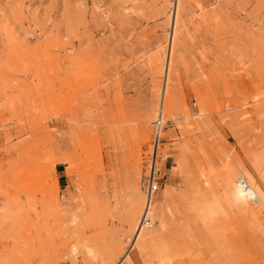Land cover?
Returning a JSON list of instances; mask_svg holds the SVG:
<instances>
[{"label":"rangeland","instance_id":"rangeland-1","mask_svg":"<svg viewBox=\"0 0 264 264\" xmlns=\"http://www.w3.org/2000/svg\"><path fill=\"white\" fill-rule=\"evenodd\" d=\"M0 264H264V0H0Z\"/></svg>","mask_w":264,"mask_h":264},{"label":"built area","instance_id":"built-area-1","mask_svg":"<svg viewBox=\"0 0 264 264\" xmlns=\"http://www.w3.org/2000/svg\"><path fill=\"white\" fill-rule=\"evenodd\" d=\"M163 142L161 138V131L156 126V130L154 133V137L152 140V149L146 155V169L141 179V184L146 190L147 198L151 200L155 193H158L161 189V177H160V170L157 168V160L159 155V149Z\"/></svg>","mask_w":264,"mask_h":264},{"label":"bare ground","instance_id":"bare-ground-1","mask_svg":"<svg viewBox=\"0 0 264 264\" xmlns=\"http://www.w3.org/2000/svg\"><path fill=\"white\" fill-rule=\"evenodd\" d=\"M144 194L146 196V203L142 209L141 215H140V220L136 229V233L139 232V230L146 229V227H153L154 222H153V215L151 213V206L152 202L147 198L146 190L144 191ZM150 219V221H149Z\"/></svg>","mask_w":264,"mask_h":264}]
</instances>
